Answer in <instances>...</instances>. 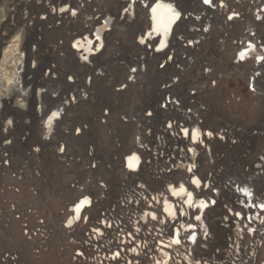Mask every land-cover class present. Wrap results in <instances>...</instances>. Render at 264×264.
Segmentation results:
<instances>
[{
	"label": "built area",
	"instance_id": "1",
	"mask_svg": "<svg viewBox=\"0 0 264 264\" xmlns=\"http://www.w3.org/2000/svg\"><path fill=\"white\" fill-rule=\"evenodd\" d=\"M43 1L50 21L26 19L39 49L7 74L0 58V264H35L59 229L68 264H264V122L215 104L228 81L264 101V0ZM160 3L176 12L164 42ZM62 170L54 226L30 199L49 202Z\"/></svg>",
	"mask_w": 264,
	"mask_h": 264
},
{
	"label": "rangeland",
	"instance_id": "2",
	"mask_svg": "<svg viewBox=\"0 0 264 264\" xmlns=\"http://www.w3.org/2000/svg\"><path fill=\"white\" fill-rule=\"evenodd\" d=\"M54 1L57 3V0H54ZM12 2L9 8L13 12L15 11V13L10 14V16H8L7 25H6L7 28L4 31H3L4 28H1L0 37H7L8 34L10 33L12 34L13 30L15 31L17 30L16 27L19 24L26 23L25 25L28 28L24 26L25 28H24L23 33L21 32V34L19 35L26 36L28 40L30 41L28 42L29 45L26 43L27 45H25L26 47L24 46L23 49H25L28 52V48H29L31 52L35 54V52L37 51L36 47H38L39 49V45H37L38 44L37 41H39V39L43 37L39 35L37 31L39 30V28L43 29V27L39 26V24L36 26V28L31 27L29 25L30 21L29 20L27 21L26 17H29L30 19H32V22L33 21L35 22L46 21L48 23V21H50L51 19V15H49L48 18L41 19L42 16H44L43 14L47 13V12H44L42 8L45 9L47 5H45V1L42 2V1H37V0H13ZM19 35L14 34L13 36H15L14 38L16 39V37ZM53 36L54 35H50L51 39H53L55 36L62 37L63 33L59 34L58 32L54 37ZM33 37H34V40H33ZM3 43L4 42L1 40L0 41V52L1 53L2 51L6 52L8 50V48H4V49L2 48V46L4 45ZM7 52H10V50H8ZM31 52H29V54ZM33 53L30 54L31 60L33 59V57H35ZM50 54L52 53L49 52V55ZM31 60L30 62H32ZM245 91L246 90H245L244 82H241V81L225 82L224 85L220 89V92H219L218 97L216 98L215 104L220 109L219 112L224 116L225 119L235 120L238 123L240 122L244 126L254 129L264 122V101L262 100L261 102H259L254 98L248 97ZM233 92L238 93L241 96V98L231 99V97H228V95ZM68 175L66 174L65 171L62 170L60 174V183L58 182L55 184L57 185L59 192L58 193L55 192V194L53 195V197L51 198L49 202L46 200L45 201L40 200V199L33 200L29 198L30 202L34 203L35 205H38V206L41 205V207L42 206L44 207L43 211L45 215L48 217V220L50 221V223L54 224V226L55 224H59L60 217H59L58 212L59 210H61V207L65 199L69 196V192H67L65 189V183L69 180ZM119 178L120 176L117 175L114 179L115 181H118ZM114 193H115V190H114ZM12 232L15 238L14 244L24 249V253H26V256H27L28 254L27 243L22 239L20 229L17 224L13 225ZM64 243H65V233L63 230L59 229L57 230L54 239L50 241L49 243L50 244L49 251L41 258L35 259L34 261L35 264H68V253L62 250Z\"/></svg>",
	"mask_w": 264,
	"mask_h": 264
},
{
	"label": "bare ground",
	"instance_id": "3",
	"mask_svg": "<svg viewBox=\"0 0 264 264\" xmlns=\"http://www.w3.org/2000/svg\"><path fill=\"white\" fill-rule=\"evenodd\" d=\"M12 1L13 0H3V1L0 0V30H1V28H4L3 31L6 30L8 16H10V14L15 13V11L13 12L9 8ZM37 1H42V0H37ZM42 10H44V12H46L47 9L42 8ZM167 14H169V16H167ZM175 14H176V12L172 11L170 6L167 5L166 3H160L156 7V9H154V15L156 17V25H155V27H156L157 31H159V32L161 31L163 33V42L166 40V37H167L166 36V33H167V29H166L167 22H168L169 18H170V20H173V18L176 16ZM27 19H30V18H27ZM33 22L37 23L35 21H33ZM25 24L24 23L19 24L16 27L17 30L16 31L13 30L12 34L11 33L8 34L7 37H0V39L4 42L3 43L4 45L2 46V48L3 49L4 48H8V50H10V52H7L8 50L6 52L5 51H2V53L0 52V58H3V61L1 62V67L4 68L2 70V72H3L2 74L11 73L10 71H6L5 67L12 66V65H7V64H9V63L11 64L13 61H18V60L24 59L23 56L21 55V51L23 50L25 45H27V44L29 45L28 42L30 40H28V38L26 36H23V35L21 36L19 34H21V32L23 33L24 28L27 27ZM108 26H109V24L107 25V27ZM105 28L106 27L99 28L98 31H97V35L101 36L102 33L106 30ZM25 31H26V29H25ZM86 32H88L87 29L83 28V29L79 30L77 35L71 36L70 38H67V41L68 42H72V41L74 42L75 38L80 37L81 35L85 34ZM14 34H16V35L18 34L19 36H17L16 39H15L14 38L15 36H13ZM33 40H34V37H33ZM32 42H34V41H32ZM74 46H75V48L78 47L79 50H83L84 51L83 55L80 52H78V54H79V59L78 60H81V61L87 60L89 55H90V53H91V42H90L89 38H86V40H84V39L81 40L80 39V40L75 41ZM9 69H12V68H9ZM7 77L10 79L11 78V74L7 75ZM86 202H87L86 200H83L82 202L78 203L77 206L75 207V213H76V217L77 218L80 216L82 210L86 206Z\"/></svg>",
	"mask_w": 264,
	"mask_h": 264
},
{
	"label": "snow or ice",
	"instance_id": "4",
	"mask_svg": "<svg viewBox=\"0 0 264 264\" xmlns=\"http://www.w3.org/2000/svg\"><path fill=\"white\" fill-rule=\"evenodd\" d=\"M206 2H207V0H206Z\"/></svg>",
	"mask_w": 264,
	"mask_h": 264
}]
</instances>
